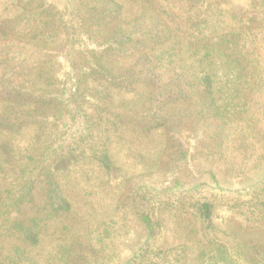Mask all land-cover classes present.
<instances>
[{"label": "rangeland", "instance_id": "rangeland-1", "mask_svg": "<svg viewBox=\"0 0 264 264\" xmlns=\"http://www.w3.org/2000/svg\"><path fill=\"white\" fill-rule=\"evenodd\" d=\"M41 1L57 9V23L61 18L69 23L65 12H72L71 0ZM117 1L134 13L132 0ZM202 1L208 28L225 46H238L233 57L224 55L215 67L223 104L242 117L195 130L159 128L149 135L108 118L114 164L109 171L92 160L88 149L53 163L72 210L56 218L48 204L49 216L39 225L41 240L29 248L40 264H211L220 244L230 252L231 264H264V0ZM5 2L0 0V12ZM72 44L64 36L57 48L35 53L51 59L50 76L60 88L70 83L71 64L79 55V46ZM89 83L120 105L119 90ZM234 90L239 94L232 96ZM49 123L53 136L68 120L57 110ZM33 130L0 134V162L10 176H19L26 164ZM9 188L0 177V202ZM47 192L41 177L33 203L23 207L26 219L38 216ZM205 202L211 205L208 222L198 209ZM12 218L23 216L14 212ZM16 243L0 234V262ZM253 245L258 246L252 251Z\"/></svg>", "mask_w": 264, "mask_h": 264}, {"label": "trees", "instance_id": "trees-1", "mask_svg": "<svg viewBox=\"0 0 264 264\" xmlns=\"http://www.w3.org/2000/svg\"><path fill=\"white\" fill-rule=\"evenodd\" d=\"M11 1L0 12V134L18 136L31 128L34 135L19 176L7 174L0 162V177L11 187L0 202V234L17 242L0 264H40L29 248L41 240L39 225L49 216L48 204L56 218L72 210L54 161L88 149L92 160L109 171L114 165L109 120L145 135L159 128L177 132L186 125L195 130L204 123L236 122L242 116L223 104L215 66L224 55L233 57L238 46H225L208 28L202 0H132L131 15L117 0H71L67 24L63 18L57 23V9L41 0ZM64 36L80 51L71 64L70 83L60 88L50 76L51 59L35 53L57 48ZM55 38L57 44L49 46ZM89 80L119 90L120 105ZM57 110L65 113L68 125L52 136L49 120ZM41 177L48 192L38 216L26 219L23 207L33 203ZM198 209L208 222L211 205ZM14 212L23 218H12ZM216 251L211 264H231L224 244Z\"/></svg>", "mask_w": 264, "mask_h": 264}]
</instances>
